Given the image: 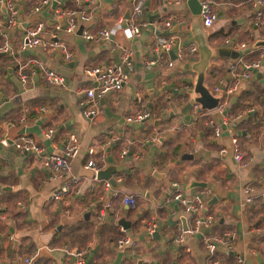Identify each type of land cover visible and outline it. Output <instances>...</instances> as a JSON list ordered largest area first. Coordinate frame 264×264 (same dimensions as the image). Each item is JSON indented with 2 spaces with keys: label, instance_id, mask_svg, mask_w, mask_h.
Returning a JSON list of instances; mask_svg holds the SVG:
<instances>
[{
  "label": "crops",
  "instance_id": "crops-1",
  "mask_svg": "<svg viewBox=\"0 0 264 264\" xmlns=\"http://www.w3.org/2000/svg\"><path fill=\"white\" fill-rule=\"evenodd\" d=\"M12 1L17 12L9 22L0 0V35L10 47L0 52V135L9 138L0 145V264H25L26 257L31 264H75L74 252L81 250L85 264H235L237 256L243 257L242 264H264V64L250 69L251 76L241 78L232 93L222 91L221 108L199 109L197 102L185 107L198 95L193 88L199 63L203 84L214 94V86L232 83V63L241 71L244 61L264 52V23H252L258 10L264 17V3L211 0L216 18L204 26L200 0H145L148 22L140 34L126 37L117 30L109 39L88 41L83 29L112 26L131 0H50L38 11L31 10L34 0ZM56 7L84 9L88 18L55 37ZM169 16L172 23L161 26V33L175 35L174 58L170 50L154 49L156 26ZM40 21L42 37L66 42L69 59L54 47H21L26 29ZM190 44L196 47L193 52ZM124 47L132 51L134 71L119 90L100 97L98 115H84L80 99L90 85L84 66L118 60ZM153 57L156 63L147 68L145 61ZM39 62L60 74L63 83L43 81ZM20 72L28 74L27 84ZM142 110L149 111L148 118L126 119ZM48 126L51 137L44 134ZM71 131L80 148L69 171L55 176L41 155L61 153ZM20 135L39 144L41 154L18 150L13 139ZM232 135L238 136L244 166L234 158ZM100 151L104 161L99 170L112 169L108 178L94 177L85 166ZM173 182L183 196H201L200 213L213 216L212 224L186 233L181 244L173 236L184 226L182 217L186 227L190 218L170 196ZM248 184L254 187L251 203L242 190ZM62 186L68 187L62 198H51ZM126 194L135 196V206L123 201ZM143 218L155 224L153 231ZM122 230L130 240L118 245ZM203 234L217 238L213 252L205 248Z\"/></svg>",
  "mask_w": 264,
  "mask_h": 264
},
{
  "label": "built area",
  "instance_id": "built-area-1",
  "mask_svg": "<svg viewBox=\"0 0 264 264\" xmlns=\"http://www.w3.org/2000/svg\"><path fill=\"white\" fill-rule=\"evenodd\" d=\"M5 4V10L8 15L9 22H13L15 18V14L17 12V7L12 0H1ZM50 0H34L32 11H38L42 7L46 6ZM82 0H76V3L81 2ZM144 1L145 0H131V5L129 8L128 16H119L115 23L112 26H99L96 28H88L83 29L81 35L84 39L91 40H103L109 39L112 34H114L117 30H122L123 34L126 37H132L140 34L141 28L147 24V18L143 16L144 10ZM264 3V0H256L255 4ZM80 7V6H79ZM56 17L59 18L58 23L55 25V33L53 34L55 37L57 36V31L64 30L67 32L74 31L78 25L79 20H85L88 18V13L84 9L80 8H54ZM200 16L202 20V24L204 26H210L216 18V8L211 0H200ZM60 19H66L64 24L61 23ZM63 22V21H62ZM172 23V17L169 16L163 19L161 22H158V26H156L157 34L155 38V46L154 49L156 52H164L169 51L172 48V44L175 40V35L173 34H165L161 33V26H170ZM252 23L255 25L264 23V17L262 16V10H258L256 15L253 18ZM44 25L43 23L37 22L35 25L26 29L25 34L23 36V40L21 43V47L27 46H39L42 49H47L50 47L57 48L66 59H69L72 52L67 46L66 42L54 39L50 40L42 37L41 33L43 31ZM227 40V39H226ZM10 49L7 40L3 35H0V52H7ZM190 52H193L196 47L194 44H190L188 46ZM163 50V51H162ZM132 51L124 47L121 53V56L118 60L111 61L104 65H86L84 66V73L89 77L90 85L84 89L83 96L80 99V103L82 104V112L84 115L89 116L91 118L95 117L101 112V108L99 105V99L105 93L111 90H119L124 82L128 79L129 75L134 71L132 59H131ZM182 50L179 48L177 53L178 57H182ZM39 70L40 75L43 81L49 84H62L63 77L54 71L52 68L45 66L43 63L39 62ZM156 63V58H148L145 61V66L149 68L151 65ZM264 64V52L260 53V56L249 60L244 61L242 63V70L239 71L236 69V65L232 63L230 65L232 71L233 81L230 85H226V87L214 86L213 91L214 94L220 95L219 101L221 100L222 91L224 94L232 93L236 87L238 86L241 78L248 79L250 74V69L257 68ZM168 66L173 65V61L169 60L167 62ZM19 78L23 84L28 83V74L24 72L19 73ZM221 103L219 102L217 107L221 108ZM251 108H247V111H250ZM150 115L148 110L138 111L135 114H129L126 116L127 120L133 121H142L148 118ZM223 122H227V118L223 117ZM211 123V121H210ZM262 132H264V120L261 126ZM53 133V128L48 126L44 129V134L48 137H51ZM214 134H219V129L217 126H214ZM152 139H158L156 136H152ZM232 141V150L234 158L239 162L240 165L244 166L247 164V161L243 158L239 139L237 135L231 136ZM9 142V138L7 136L0 135V145H6ZM13 143L15 147L20 151H32L36 153L42 152V147L37 144L33 139L26 135H20L13 139ZM80 148V141L77 134L73 131L68 133L67 143L61 153L58 152H50L42 154V163L46 169H49L55 174V176H59L60 174L66 173L70 169V159L75 156ZM225 148L221 147L220 151H224ZM126 150L122 151V154ZM104 161V153L102 151L99 152L97 157H90L85 166L92 168L94 171V177L98 170L102 167ZM104 184L108 188L110 183L105 181ZM172 190L170 192V196L176 199L182 206L183 212L189 216L190 224L184 229L180 228L173 236V241L181 244L184 240V235L188 232H195L200 230L202 226H208L213 222V216L209 213H200V210L203 208V200L201 196H197L195 199H190L181 194L179 189L177 188V183H172ZM243 193L245 195V200L247 203H251L254 201V187L250 184L243 186ZM68 191V187L62 186L55 189L51 193V198L53 199H61L65 192ZM123 201L130 206H135L136 198L133 194H126L123 197ZM1 206V205H0ZM107 207H110V203H106ZM102 209H98L96 217L100 219L102 217ZM141 222L146 224V227L149 231H153L155 228V224L151 221H147L145 218L141 220ZM128 235L122 230V232L116 237V243L118 245H122L124 243L129 242ZM202 240L204 241L205 248L208 252H213L215 250V242L217 238L213 239V237L203 234ZM229 241V239H228ZM230 246V244H229ZM187 248V247H186ZM188 249V248H187ZM83 250L75 251L76 255L75 264H85L83 258ZM25 264H31L32 258L26 257ZM215 263V261H213ZM243 257L237 256L235 264H242Z\"/></svg>",
  "mask_w": 264,
  "mask_h": 264
},
{
  "label": "water",
  "instance_id": "water-1",
  "mask_svg": "<svg viewBox=\"0 0 264 264\" xmlns=\"http://www.w3.org/2000/svg\"><path fill=\"white\" fill-rule=\"evenodd\" d=\"M190 1H196L197 2V0H187V2H190ZM3 5H5L4 2H3ZM197 6H198V9L200 11V2H198ZM128 12H129V10L125 13V15H124L125 17L128 16ZM82 28H83V24H80L79 29H82ZM169 52L171 54V57L174 58L175 56H174L173 50H170ZM234 55H235L234 57L238 56L239 52H237V54L235 53ZM202 67H203L202 63L201 64L199 63L198 67H197L198 68V75H197V79L195 80V84H194V88H193L194 91L198 93V95L186 103V106H185L186 108H192L194 102H197L200 105L199 109H202V108L203 109H212L214 107H217V105L219 103V96L212 94L210 92V89L203 84V77L204 76L202 73ZM111 172H112V169H106V168L101 169L96 173V176H97V178H108ZM184 219L185 218L183 216L182 217V221L184 223L183 228L185 229L186 224H185ZM124 221H125V219L120 218L118 220V223L124 225V223H125ZM124 226L126 227V225H124ZM156 234L157 233H154V232L152 233L153 236Z\"/></svg>",
  "mask_w": 264,
  "mask_h": 264
},
{
  "label": "rangeland",
  "instance_id": "rangeland-1",
  "mask_svg": "<svg viewBox=\"0 0 264 264\" xmlns=\"http://www.w3.org/2000/svg\"><path fill=\"white\" fill-rule=\"evenodd\" d=\"M246 201V200H245ZM129 244V243H128Z\"/></svg>",
  "mask_w": 264,
  "mask_h": 264
}]
</instances>
